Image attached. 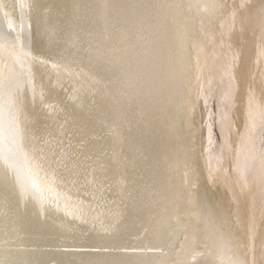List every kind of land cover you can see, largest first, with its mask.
Masks as SVG:
<instances>
[{"label":"bare ground","instance_id":"1","mask_svg":"<svg viewBox=\"0 0 264 264\" xmlns=\"http://www.w3.org/2000/svg\"><path fill=\"white\" fill-rule=\"evenodd\" d=\"M0 264H264V0H0Z\"/></svg>","mask_w":264,"mask_h":264},{"label":"rangeland","instance_id":"2","mask_svg":"<svg viewBox=\"0 0 264 264\" xmlns=\"http://www.w3.org/2000/svg\"><path fill=\"white\" fill-rule=\"evenodd\" d=\"M208 108V111L210 113V123L212 126V130H213V135H214V141L217 142L218 140V129H217V124L215 121V113H214V109H215V100L213 97H209L208 99V103L206 105ZM213 120V121H212Z\"/></svg>","mask_w":264,"mask_h":264}]
</instances>
